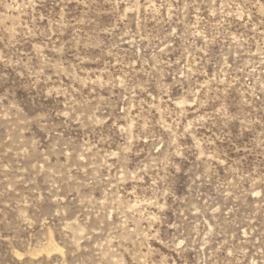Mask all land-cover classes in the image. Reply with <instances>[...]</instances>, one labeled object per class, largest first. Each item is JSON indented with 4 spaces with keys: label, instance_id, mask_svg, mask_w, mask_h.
Listing matches in <instances>:
<instances>
[{
    "label": "rangeland",
    "instance_id": "obj_1",
    "mask_svg": "<svg viewBox=\"0 0 264 264\" xmlns=\"http://www.w3.org/2000/svg\"><path fill=\"white\" fill-rule=\"evenodd\" d=\"M0 264H264V0H0Z\"/></svg>",
    "mask_w": 264,
    "mask_h": 264
}]
</instances>
